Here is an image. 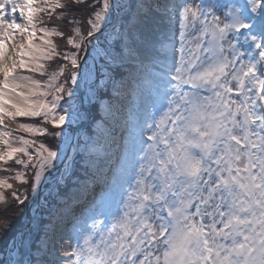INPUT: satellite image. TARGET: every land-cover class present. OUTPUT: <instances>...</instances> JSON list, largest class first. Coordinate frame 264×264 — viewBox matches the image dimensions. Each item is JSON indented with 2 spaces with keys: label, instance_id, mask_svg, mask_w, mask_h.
<instances>
[{
  "label": "snow or ice",
  "instance_id": "6c2138e0",
  "mask_svg": "<svg viewBox=\"0 0 264 264\" xmlns=\"http://www.w3.org/2000/svg\"><path fill=\"white\" fill-rule=\"evenodd\" d=\"M37 2L0 0V125L5 128L6 120L18 117H40L54 129L64 124L67 109L61 101L74 96L66 85L77 82L80 54L112 24L113 9L120 7L113 0H93L87 32L75 26L65 36L36 14L51 20L61 9L60 20L70 5L41 0L38 7ZM153 15L150 3L136 9L142 36L149 33ZM182 17L179 49L162 47L167 56L160 61L159 99L138 124L125 199L119 208L93 210L91 223L86 220L74 242L61 246L64 259L48 264H264V0L185 5ZM189 28L199 32L196 48L202 49L194 58L183 42ZM37 32L41 43L34 44ZM52 37L66 39L76 51H57ZM54 59L61 61L57 69L46 72L40 61ZM19 70L47 75V80L41 85ZM21 88L27 91H17ZM18 128L33 135L61 134L25 123ZM11 135L0 131V144L7 145L0 161L24 153L27 163H16L25 168L32 163L35 191L45 172L55 168L58 153L40 143L33 156L27 149L34 141L18 137L24 147H13ZM15 179L28 183L21 172ZM0 187L13 185L0 179ZM11 195L21 205L28 199L16 191ZM7 228L6 221L0 223V234Z\"/></svg>",
  "mask_w": 264,
  "mask_h": 264
},
{
  "label": "rangeland",
  "instance_id": "374dc122",
  "mask_svg": "<svg viewBox=\"0 0 264 264\" xmlns=\"http://www.w3.org/2000/svg\"><path fill=\"white\" fill-rule=\"evenodd\" d=\"M167 1L169 0H114V3L120 7L113 10L111 26L103 31V34L96 35L93 43L89 44L91 50L87 57V46L81 52V68L77 70V82L72 84L69 81L66 85V88H71L74 96H65L67 103L61 101L67 109L64 113L67 117L64 124L54 129L51 124H43L40 117L32 118L25 123L45 127L49 132H59L61 133L59 136L33 135L0 125V131H12L8 139L13 147H24L18 140V137H24L35 142L27 149L33 156L39 144L44 143L57 151L59 157L55 161V168L46 171L41 180L42 182L47 175L39 198V207L33 211L32 227L35 230L28 231L24 240L21 232L14 235V243L9 248L11 261H19L22 244L25 247L23 264H29V261H44L48 264L55 262L58 256L62 260L64 258L60 254L61 246L66 245L69 239L74 242L77 230L88 220L93 210H98L100 207L119 208L121 200L125 199L124 193L128 190V181L136 163L138 124L143 122L153 104L159 99L158 74L162 71L160 61H164L167 56L162 47L165 44H172L178 50L181 44L180 33L185 31L181 27L183 7L243 2V0H170L175 3V9L172 21L166 22L163 17ZM92 3L93 0H84V3L79 4L72 3L75 8L77 7V11L71 17L80 23L69 24L68 21L72 18L64 19L65 28H59L55 24L58 13H55L50 20L54 25L49 23L45 13L36 15L43 19L44 25L49 28L57 27L65 33V36L71 34V29L75 26L81 27L86 33L90 27L87 21L94 11L89 7ZM141 3H150L154 6L151 28L145 36L141 35L142 30L137 26L135 17L136 9ZM37 6H41V0H38ZM220 14L217 12V15ZM44 25L38 24V27ZM169 25H171L170 30ZM41 35L42 33L37 32L34 44L41 43L39 40ZM198 37L199 32L191 28L185 32L183 42L186 52L191 54L190 58H194L202 51L196 48ZM52 39L57 45V51H76L67 45L66 39L61 37H52ZM25 60L28 61L29 58L25 57ZM60 62L58 59L40 61L44 64L46 72L55 71ZM22 71L19 70V74L32 76L33 79L39 80L41 85L47 80V75ZM45 90L43 87L40 88V91ZM87 100L90 109L91 107L97 109L94 116L97 118L101 114L104 120L94 122V118L91 119V111L85 109ZM143 106L146 107L145 113L142 110ZM93 111L94 109L92 114ZM86 123L89 124L79 129ZM74 127L78 129L72 131ZM144 139L147 143H151L147 141V137ZM0 151H7V145L0 144ZM17 159H22L26 163L28 161L24 153H17L7 162L0 161V179L13 185L11 189L0 187V192L5 196V201L0 202V223L6 221L8 224L6 234H0V264L7 251L6 243L11 240H8L9 236L17 230L22 221L25 219L28 221L31 204L41 184L35 186V191L32 190L33 165L28 163L27 168L20 164L16 166L14 163ZM9 167L17 168V172L23 173L28 183H21L17 179L13 181L10 175L12 168ZM91 170L93 173L87 174ZM82 175L83 177H79ZM68 187H70L68 195L64 194L61 198L62 190ZM13 191L21 197L25 194L28 196L23 205L16 203L15 208L20 210L19 214L16 213L13 203H9L14 200L11 195ZM60 198L58 203L61 202V205L58 206V203L55 205L54 200ZM6 204L9 207L12 205L13 208L7 210ZM88 223L91 221L88 220ZM32 235V246L29 247L28 242ZM41 247L43 250L37 252V248Z\"/></svg>",
  "mask_w": 264,
  "mask_h": 264
},
{
  "label": "trees",
  "instance_id": "16d2710c",
  "mask_svg": "<svg viewBox=\"0 0 264 264\" xmlns=\"http://www.w3.org/2000/svg\"><path fill=\"white\" fill-rule=\"evenodd\" d=\"M61 2L62 3H65V5L66 6H69L70 5V7H68L67 8V13H66V15L62 18V19H60V20H56L55 21V24L56 25H58L59 26V28H65V22H64V19H70V18H72L71 16H72V14L75 12V11H77V7L75 8L74 7V5H72V0H61ZM72 8H73V10H72ZM62 10L61 9H57L56 10V13H60ZM54 15V14H53ZM49 21V23L50 24H53L54 22H51L50 20H48ZM54 25V24H53ZM94 109V108H93ZM95 111H97V109L95 108L94 109V114H95ZM30 119H32V118H25V117H18L17 118V122L16 121H14V126H16L17 127V124L19 125V122H23V123H26V121H30ZM14 164H16V166H17V163H14ZM14 167V166H13ZM13 167H9V168H12L11 170H10V175H11V177L13 178V181L15 180V174H16V172L18 171L17 170V168H13ZM10 195V194H9ZM18 201L17 200H15V198H14V200H12V202H9V203H13V207L15 208V205H16V203H17ZM6 206V208H7V210H9V208L11 209V207H12V205L9 207V205L8 204H6L5 205ZM12 207V208H13ZM22 209H24V208H22ZM15 211H16V213L18 212V214L20 213V210L19 209H17V208H15ZM26 223H27V220L25 219L24 221H22V224L19 226L18 225V228H17V230L15 231V232H12L11 233V235L9 236V239L8 240H10V239H12L13 238V236L19 231V229L20 228H22V227H24L25 225H26ZM9 242H7L6 243V246H7V244H8ZM2 264V263H1Z\"/></svg>",
  "mask_w": 264,
  "mask_h": 264
},
{
  "label": "water",
  "instance_id": "95a60500",
  "mask_svg": "<svg viewBox=\"0 0 264 264\" xmlns=\"http://www.w3.org/2000/svg\"><path fill=\"white\" fill-rule=\"evenodd\" d=\"M113 2H114V0H113ZM113 10H114V9H113ZM112 21H113V19H112ZM110 26H111V24H110L106 29H108ZM106 29H102V32L105 31ZM98 34H99V33H97L96 35H98ZM90 50H91V45L88 44V45H87V53H86V57L89 55V51H90ZM85 59H86V58H85ZM85 59H84V61H85ZM86 109L88 110V112H90L89 102L87 103ZM90 113H91V112H90ZM87 124H88V123L82 125V126L79 127V128H83V127H85ZM77 129H78V128H73V131H75V130H77ZM45 180H46V179L44 178V180L42 181V183L40 184V186H39V188H38V193H37V195H36V197H35V200H34V202H33V207H34L35 205L38 204V201H39V198H40V194H41V191H42L43 185H44V183H45ZM32 221H33V217H32V215H31V217H30V221H29V223H28V225H27V229L31 226ZM21 261H22V264H23L24 257H22Z\"/></svg>",
  "mask_w": 264,
  "mask_h": 264
},
{
  "label": "bare ground",
  "instance_id": "6f19581e",
  "mask_svg": "<svg viewBox=\"0 0 264 264\" xmlns=\"http://www.w3.org/2000/svg\"><path fill=\"white\" fill-rule=\"evenodd\" d=\"M175 3L173 2V1H167V3H166V10H165V16L163 17L165 20H166V22H168V21H172V18H173V11H174V9H175V5H174ZM165 22V23H166ZM168 29L170 30L171 29V25H169L168 26ZM17 91H27L25 88H21V89H18ZM145 102H147L146 100H145ZM142 110H143V112L145 113L146 112V107L145 106H143L142 107ZM1 131H3V130H1Z\"/></svg>",
  "mask_w": 264,
  "mask_h": 264
}]
</instances>
